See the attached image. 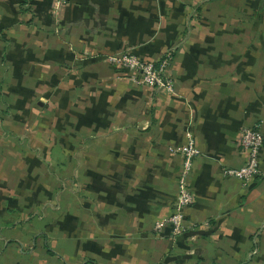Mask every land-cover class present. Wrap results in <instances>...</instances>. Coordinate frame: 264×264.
I'll return each mask as SVG.
<instances>
[{
	"label": "crops",
	"instance_id": "1",
	"mask_svg": "<svg viewBox=\"0 0 264 264\" xmlns=\"http://www.w3.org/2000/svg\"><path fill=\"white\" fill-rule=\"evenodd\" d=\"M0 0V264H264V0ZM170 54L173 91L111 64ZM200 154L188 229L179 149ZM208 222L206 225L205 223Z\"/></svg>",
	"mask_w": 264,
	"mask_h": 264
},
{
	"label": "built area",
	"instance_id": "2",
	"mask_svg": "<svg viewBox=\"0 0 264 264\" xmlns=\"http://www.w3.org/2000/svg\"><path fill=\"white\" fill-rule=\"evenodd\" d=\"M57 2L65 4L68 0H58ZM108 61L129 70L131 79L136 83L149 85L157 91L167 93L173 91L174 81L167 72L170 54L166 55L160 63L145 60L133 52L112 54L108 57ZM239 144L246 153V161L239 168L227 169L226 173L249 184L261 174L264 131L259 127L243 128L239 137ZM179 152L182 155V168L178 179L179 191L173 210L155 222V230L157 231H162L166 225H170L173 237L188 229L185 210L192 206L195 199L190 176L195 157L200 154V149L192 131L187 132V141L179 149ZM205 224L207 225L208 222Z\"/></svg>",
	"mask_w": 264,
	"mask_h": 264
}]
</instances>
